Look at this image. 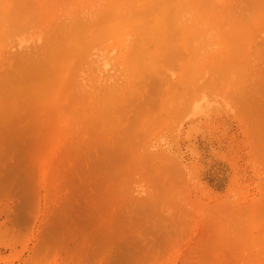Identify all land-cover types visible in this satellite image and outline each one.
I'll list each match as a JSON object with an SVG mask.
<instances>
[{"label":"rangeland","instance_id":"obj_1","mask_svg":"<svg viewBox=\"0 0 264 264\" xmlns=\"http://www.w3.org/2000/svg\"><path fill=\"white\" fill-rule=\"evenodd\" d=\"M25 1L0 0V264H264V0Z\"/></svg>","mask_w":264,"mask_h":264},{"label":"bare ground","instance_id":"obj_2","mask_svg":"<svg viewBox=\"0 0 264 264\" xmlns=\"http://www.w3.org/2000/svg\"><path fill=\"white\" fill-rule=\"evenodd\" d=\"M27 1H28V0H27ZM27 1H25V2H27ZM32 1H33V0H32ZM204 1H205V0H204ZM215 1H216V0H215ZM34 2H35V1H34ZM49 2H50V1H49ZM200 2H201V1H200ZM27 3H28V2H27ZM54 3H55V2H54ZM57 3H58V2H57ZM57 3H56V5H57ZM217 3H218V2H217ZM62 4H63V3H62ZM64 4H65V3H64ZM197 4H198V3H197ZM83 5H84V4H83ZM215 5H216V4H215ZM45 6H46V5H45ZM47 7H48V6H47ZM201 7H202V6H201ZM58 9H60V5H59V8H58ZM63 9H64V8H63ZM66 9H67V8H66ZM46 10H47V9H46ZM54 10H55V9H54ZM75 10H76V9H75ZM202 10H203V9H202ZM59 11H60V10H59ZM63 11H64V10H63ZM77 11H79V10L77 9ZM84 11H85V9H84ZM86 12H87V11H86ZM68 13L70 14L71 12L68 11ZM11 14H12V13H11ZM201 14H202V13H201ZM73 15H74V14H73ZM82 16H83V15H82ZM67 17H69V16H67ZM97 17H98V15H97ZM171 17H172V16H171ZM179 17H180V16H179ZM79 18H80V17H79ZM55 19H56V18H55ZM95 19H96V18H95ZM170 19H171V18H170ZM168 20H169V19H168ZM171 20H172V19H171ZM172 21H173V20H172ZM175 21H176V20H175ZM176 22H177V21H176ZM20 23H21V22H20ZM82 23H83V22H82ZM175 24H176V23H175ZM40 25H41V24H40ZM30 27H31V26H30ZM37 28H38V27H37ZM21 29H22V28H21ZM27 31H28V30H27ZM28 32H29V31H28ZM172 33H173V32H172ZM22 34H23V33H22ZM22 34H21V35H22ZM32 34H33V33H32ZM40 36H41V35H40ZM199 36L201 37V35H199ZM19 37H20V36H19ZM23 37L25 38V36H23ZM23 37H21V38H23ZM33 37H34V36H33ZM33 37H32V38H28V39H30V41H31V42L29 41L30 43L28 42V39H26L27 41H26L25 39H22V40L19 39V41L16 40V41L18 42L17 45H16V46H17L16 49L19 50V53H20V54H21L22 50H26V49H28L27 47H29L30 44H31L32 46H34L33 43H32V41H34ZM202 37H204V36H202ZM37 38L39 39V35H38ZM37 38H36V39H37ZM187 38H188V37H187ZM206 38H207V37H206ZM214 38H215V37H214ZM36 39H35V40H36ZM64 39H65V38H64ZM199 39H200V38H199ZM201 39H202V38H201ZM201 39H200V40H201ZM204 39H205V38H204ZM23 40H25V41H23ZM27 42H28V44H27ZM12 43H13V42H12L11 40H9V43H8V44L11 45ZM209 43H210V42H209ZM34 44H35V43H34ZM198 45L200 46V42H199ZM205 45H206V44H205ZM201 47H202V46H201ZM25 48H26V49H25ZM47 48H48V47H47ZM202 48H203V47H202ZM202 48H201V49H202ZM12 49H13V47H12ZM177 49H178V48H177ZM53 52H54V51H53ZM170 52H171V51H170ZM197 52H198V51H197ZM45 53H46V52H45ZM92 53H93V52H92ZM95 53H96V52H95ZM171 53H172V52H171ZM166 54H167V53H166ZM23 55H24V54H23ZM29 55H30V54H29ZM168 55H169V54H168ZM173 55H174V54H173ZM176 55H177V54H176ZM46 56H47V55H46ZM93 56H94V55H93ZM163 56H164V55H163ZM182 56H183V55H182ZM22 57H23V56H22ZM178 57H179V56H178ZM162 58H163V57H162ZM18 59H19V58H18ZM20 59H21V58H20ZM95 59H96V58H95ZM189 59H190V58H189ZM16 60H17V59H16ZM195 60H196V59H195ZM30 61H31V60H30ZM91 61H93V60H91ZM102 61H103V60H102ZM103 63H104V62H103ZM193 64H194V63H193ZM43 65H44V64H43ZM220 66H221V65H220ZM28 67H29V66H28ZM92 68H93V67H92ZM99 68H100V67H99ZM188 68H189V67H188ZM33 69H34V68H33ZM33 69H31V70H33ZM36 69H37V68H36ZM221 69H222V68H221ZM17 70H18V69H17ZM17 70H16V71H17ZM31 70H29V71H31ZM100 70H101V69H100ZM100 70H99V71H100ZM103 70H104V69H103ZM19 71H20V70H19ZM35 71H36V70H35ZM35 71H34V72H35ZM50 71H51V70H50ZM59 71H60V70H59ZM217 71H218V70H217ZM224 71H225V69H224ZM20 72H21V71H20ZM26 72H27V71H26ZM222 72H223V70H222L220 73L222 74ZM31 73H33V71H31ZM49 73H50V72H49ZM17 74H18V73H17ZM22 74H23V73H22ZM22 74H21V75H22ZM33 74H34V73H33ZM38 74H40V73L38 72L37 75H38ZM42 74H43V73H42ZM44 74H46V73H44ZM53 74H55V73H53ZM195 74H196V73H195ZM29 75H30V73L28 74V76H29ZM35 75H36V74H35ZM38 76H39V75H38ZM42 76H43V75H42ZM191 76H192V75H191ZM222 76H223V75H222ZM224 76H225V75H224ZM31 77H32V76H31ZM46 77H47V76H46ZM230 77H231V76H230ZM18 78H19V77H18ZM36 78H37V77H36ZM63 78H64V77H63ZM200 78H201V77H200ZM14 79H16V78H14ZM29 79H30V78H29ZM33 79H34V78H33ZM33 79H32V82H33ZM47 79H48V77L46 78V81H47ZM37 80H38V79H37ZM40 80H42V78L39 79L38 81H40ZM184 80H185V79H184ZM227 80H228V79H227ZM16 81H19V80L17 79ZM21 81H22V80H21ZM34 81H35V80H34ZM186 81H187V80H186ZM191 81H192V80H191ZM193 81H194V80H193ZM193 81H192V82H193ZM219 81H220V80H219ZM221 81H222V80H221ZM26 82H27V80H26ZM28 82H29V81H28ZM30 82H31V81H30ZM194 82H195V81H194ZM217 82H218V81H217ZM20 83H22V82H20ZM23 83H24V82H23ZM196 83H198V82L196 81ZM205 83H206V82H205ZM218 83H219V82H218ZM227 83H228V82H227ZM9 84H10V83H9ZM16 84H17V83H16ZM29 84H30V83H29ZM31 84H32V83H31ZM33 84L35 85V82H34ZM36 84H37V83H36ZM61 84H62V83H61ZM190 84H191V83H190ZM17 85H19V83H18ZM44 85H45V84H44ZM53 85H54V84H53ZM195 85H196V84H195ZM232 85H233V84H232ZM28 86H29V85H28ZM38 86H39V85H38ZM38 86H37V87L34 86L35 89H38V88L40 89V90L38 89L37 91H43L44 89L46 90V89L48 88V87H47V84H46V88H43V87H44L43 85H42L43 87L41 86L42 88H40V87H38ZM224 86H226V85H224ZM13 87H14V86H13ZM13 87H12V88H13ZM16 87H17V86H16ZM21 87H25V86H21ZM26 87H27V86H26ZM201 87H204V88H205L206 86H205V85H204V86L202 85ZM201 87H200V88H201ZM210 87H211V86H210ZM210 87H209V88H210ZM7 88H8V87H7ZM18 88H19V86H18L16 89H18ZM204 88H203V89H204ZM209 88L207 87V94H208V92L211 93V94H212V97H209V98H213L212 100H214V99H215V98H214V95H216L215 97H217V94L219 93V91L221 92V90H220V89L217 90V91H213V90H212L213 92H210V91H208ZM219 88H220V87H219ZM222 88H223V87H222ZM224 88H226V87H224ZM16 89H15V90H16ZM25 89H26V88H25ZM30 89H31V86H30ZM42 89H43V90H42ZM50 89H51V88H50ZM201 89H202V88H201ZM205 89H206V88H205ZM212 89H213V88H212ZM214 89H215V88H214ZM226 89H227V88H226ZM20 90H21V89H20ZM33 90H34V88L30 90V91L32 92V94H33ZM215 90H216V89H215ZM222 90H223V92H224V89H222ZM50 91H51V90H50ZM193 91H194V90H193ZM5 92H6V91H5ZM14 92H15V91H14ZM16 92H17V90H16ZM19 92H21V91H19ZM31 92H30V93H31ZM53 92H54V91H53ZM53 92H52V93H53ZM197 92H198V91H197ZM217 92H218V93H217ZM6 93H7V92H6ZM25 93L27 94L28 91L26 90V92H24V94H23V93H20V94H21V95L23 94V96H24ZM195 93H196V92H195ZM195 93H194V94H195ZM2 94H3V93H2ZM15 94H16V93H15ZM18 94H19V93H18ZM20 94H19V95H16L15 97L18 99L17 96H20ZM194 94L191 95V97H192L193 100H194L193 97H195ZM211 94H210V95H211ZM231 94H232V93H231ZM7 95H8V94H7ZM28 95H29V93H28ZM34 95H36V94H34ZM41 95H42V94H41ZM193 95H194V96H193ZM199 95H200V98L198 99V103L195 102V103L193 104V109H192V111H193V115H197L198 113H201V107H202L201 105H202V104L200 105V102H202V103H209L208 99H207L206 97H204V96H201L202 94H200V92H199ZM210 95H208V96H210ZM233 95H234V92H233ZM233 95H232V96H233ZM23 96H22V97H23ZM235 96H236V95H235ZM235 96H234V97H235ZM25 97H26V96H25ZM222 97H224V96L222 95ZM222 97H221V98H222ZM234 97H233V100H234ZM221 98H220V99H221ZM228 98H229V97H228ZM228 98L225 99V97H224V99L222 98V100H224L225 103H228V101H226ZM10 99H11V97H10ZM189 99H191V98H189ZM192 99H191V102L193 103ZM15 100H16V99H15ZM18 100H19V99H18ZM173 100H174V99H173ZM228 100H229V99H228ZM231 101H232V98H231ZM189 102H190V100L188 101V103H189ZM191 102H190V103H191ZM233 102H234V101H233ZM190 103H189V106H190ZM231 103H232V102H231ZM10 104H11V103H10ZM214 104H215V103H214ZM232 104H233V103H232ZM18 105H19V104H18ZM191 105H192V104H191ZM187 106H188V105H187ZM189 106H188V107H189ZM188 107H187V111L189 112ZM190 107H191V106H190ZM190 107H189V109H190ZM184 109H185V107H184ZM213 109H214V108H213ZM185 110H186V109H185ZM187 111H185V112L183 111V112H184L183 114L185 115ZM188 112H187V113H188ZM187 115H188V114H186L185 117H187ZM188 121H190V120H188ZM178 130H179V129H178ZM194 132H195V129H194V128H191V130L187 132V135H185V136H186V139H187L188 142H191V141L194 139V137H195V135H194L195 133H194ZM184 133H185V132H184ZM185 136H184V138H185Z\"/></svg>","mask_w":264,"mask_h":264}]
</instances>
